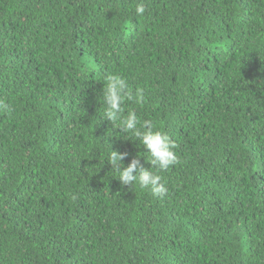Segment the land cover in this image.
<instances>
[{
	"label": "trees",
	"instance_id": "16d2710c",
	"mask_svg": "<svg viewBox=\"0 0 264 264\" xmlns=\"http://www.w3.org/2000/svg\"><path fill=\"white\" fill-rule=\"evenodd\" d=\"M113 72L177 143L162 198L104 163L151 167ZM0 264H264V0H0Z\"/></svg>",
	"mask_w": 264,
	"mask_h": 264
},
{
	"label": "clouds",
	"instance_id": "9594fccd",
	"mask_svg": "<svg viewBox=\"0 0 264 264\" xmlns=\"http://www.w3.org/2000/svg\"><path fill=\"white\" fill-rule=\"evenodd\" d=\"M146 11L144 3H137L135 12L143 15ZM101 102L104 110L102 116L111 121L118 133L129 134L128 138L139 140L140 145L147 149L149 154L145 160L151 167H144L139 159L141 153L133 157L127 164L124 158L126 152H120L111 148L107 153L104 163L111 165L112 170L116 171L123 185L139 186L147 189L154 197L162 198L167 194L166 183L163 182L160 172L168 170L178 162L176 153L177 143L167 131L158 129L151 121L141 120L135 109H126L125 104L132 102L136 105H143L146 97L143 89L133 90L127 80L119 73H107L103 79ZM4 107H7L6 105ZM103 163V164H104ZM76 199L75 196L72 197Z\"/></svg>",
	"mask_w": 264,
	"mask_h": 264
}]
</instances>
